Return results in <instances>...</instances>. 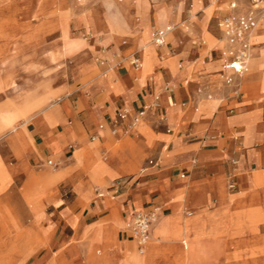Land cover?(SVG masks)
<instances>
[{"label": "crops", "instance_id": "1", "mask_svg": "<svg viewBox=\"0 0 264 264\" xmlns=\"http://www.w3.org/2000/svg\"><path fill=\"white\" fill-rule=\"evenodd\" d=\"M233 11L245 12L246 0L244 7H230L229 13ZM260 26L253 39L254 61L245 76L224 68L225 51L231 50L224 36L218 39L222 57L201 62L202 51L187 34L174 35L169 52L165 49L160 54L154 34L150 40L146 28L145 47H137L142 68L120 69L115 64L78 89L68 81L57 87L41 83L36 87L40 106L25 103L28 88L10 102L0 112V133L8 135L18 153L25 151L30 169L19 168L17 160L11 165L2 156L12 170L11 180L16 178L17 183L5 185V176L0 202L23 224L31 220V225L1 264H26L39 250L42 202L56 209L55 230L49 233L52 247L64 244L57 239L65 235L70 239L67 246L78 241L51 264H138V257H145L139 264L205 260L211 264L213 249L241 242L245 246L235 247L228 260L247 251L254 260L262 253L263 238L231 244L218 235L228 228L232 233L248 230L257 219L234 215V209L264 202V20ZM170 27L159 30L169 35L174 26ZM67 45L62 55L84 45V40L70 36ZM89 50L92 57L74 70L80 79L97 69L99 48L95 43ZM193 67L200 73L192 72ZM217 69L221 77L215 74ZM229 76L234 82H227ZM237 85L240 95H235ZM149 102L159 105L139 116ZM124 112L128 118L122 120L119 115ZM135 116L142 118L140 127L134 125ZM115 122L118 134L112 133ZM89 133L92 139L88 140ZM48 151L65 162L58 170L33 164ZM150 160L156 163L150 165ZM41 183V188H33ZM154 204L160 206L161 220L151 227L147 254L139 256L130 217ZM187 208L192 209L188 217L184 215ZM130 239L136 242L131 255ZM45 253L50 255L48 249L43 252L46 257ZM40 257L36 259L41 261Z\"/></svg>", "mask_w": 264, "mask_h": 264}, {"label": "rangeland", "instance_id": "2", "mask_svg": "<svg viewBox=\"0 0 264 264\" xmlns=\"http://www.w3.org/2000/svg\"><path fill=\"white\" fill-rule=\"evenodd\" d=\"M232 2L243 7L245 4V0H0V112L4 111L10 102L29 87H35L44 82L57 87L68 81L76 85L78 89L115 64L120 69L135 67L132 60L140 57L137 47L139 46L140 50L145 47L147 41L143 39V32L146 28L150 29V40H152L153 34H157L159 29L174 26L164 42L155 43L160 54H163L165 49L169 52L170 39L174 35L183 33L190 37L191 43L196 48L201 49V62L219 59L222 57V50L218 48V39L223 37L220 23L228 15ZM162 13L166 16L163 17ZM82 18L87 19L86 22L82 23ZM54 19L66 20L65 26L69 34L74 38L83 39L84 45L70 54L62 55L64 44L62 26L46 25L48 21ZM260 27L259 24L257 29ZM210 38L213 39L212 42L209 41ZM95 43L99 48V55L95 58L97 69L80 79L74 70L92 57L89 48ZM225 52L228 54L230 51ZM196 57L197 55L192 56V59ZM254 57L249 58L247 71L242 75L245 76L251 69ZM223 62L221 61V66ZM197 68L193 67L192 72L200 73ZM221 73L219 69L215 70V74L220 76ZM188 80H190L189 85L192 79ZM222 80H224L223 77ZM66 97L65 94L60 98ZM70 98H75V95ZM149 106L152 107L147 111L157 108L153 102H149ZM140 126L141 124L136 127ZM28 127L33 129L32 125ZM89 139H92L91 133L88 134ZM69 149L68 156L73 152L72 148ZM2 156L8 158L11 165L17 160L19 168L30 169L29 160L25 158V151L18 153L10 144L8 135L0 133L1 189L5 176H7L5 185L10 181V187L17 183L16 178L11 180L12 170L9 169L10 165ZM49 159L57 163L56 168L48 164ZM32 162L39 169L48 167L50 171L58 170L65 164L62 160L53 158L49 151L43 154L42 159ZM42 186L41 183L33 188ZM26 203L29 208V202ZM42 204L44 212L39 218V228L42 231L37 237L39 250L31 258L29 257L30 259L28 258L26 264L57 263L70 246L78 243L77 240H73V244L67 246V241L70 239L65 235L64 238L57 239V241H63L64 244L60 247H52L49 233L55 230L56 209L51 207L49 202H42ZM191 210L190 208L185 209L184 215L188 217L187 213ZM233 214L253 217L257 221L249 223V229L243 232L234 230L232 233L228 228L226 232L218 234L219 239L230 240L231 244L238 240L264 239V202L247 203L240 208H235ZM159 220H161L160 217L157 221ZM24 222L23 224L21 219L12 213L9 206L0 202V264L2 259L10 254L17 238L31 225V220ZM227 225L229 227L233 224L228 223ZM67 232L72 233V230L67 229ZM151 234L142 252L139 251L134 240H128L131 243L129 254L131 255V251L134 250L133 245L136 244V254L145 256ZM185 241V245L189 247V241ZM44 249H48L50 255L45 253L46 257L43 256ZM212 251L213 253L209 255L211 264H264V251L258 253L254 260L250 259L249 251L235 255L233 260H228L227 256L230 257L235 252L234 245H221ZM39 256H41V261L36 259ZM156 264L177 263L170 261ZM188 264L192 263L188 261Z\"/></svg>", "mask_w": 264, "mask_h": 264}, {"label": "built area", "instance_id": "3", "mask_svg": "<svg viewBox=\"0 0 264 264\" xmlns=\"http://www.w3.org/2000/svg\"><path fill=\"white\" fill-rule=\"evenodd\" d=\"M231 9H238L239 5L235 2L231 3ZM264 18V0H246V11L242 13L231 12L220 23L223 36L226 37L228 43L231 45V50L226 61L225 69L234 72V74L241 76L247 71V62L250 55L251 44L249 40V33L252 29L259 26L261 19ZM162 43V42H161ZM136 68L141 67L139 58H134L133 62ZM227 82H234L232 76L227 77ZM236 95H240L239 85L235 90ZM152 106L144 107L139 116L146 113ZM158 107V105H156ZM139 116L134 117V122L138 121ZM120 119L125 120L128 118V113L124 112L119 115ZM115 126L112 129L113 134H118V122H115ZM94 139V138H93ZM51 165L55 163L49 161ZM150 165L156 163L155 160L149 161ZM231 188H235L233 183L230 184ZM160 215V206L152 205L147 210H140L132 213L129 221V227L132 235L137 240L139 251H144L148 236L151 232V227L156 218Z\"/></svg>", "mask_w": 264, "mask_h": 264}, {"label": "bare ground", "instance_id": "4", "mask_svg": "<svg viewBox=\"0 0 264 264\" xmlns=\"http://www.w3.org/2000/svg\"><path fill=\"white\" fill-rule=\"evenodd\" d=\"M263 20H264V18H262L261 19V22H260V24L263 22ZM65 21L66 20H64V21H58L57 19H54L53 21H48L47 23H46V25H49V26H54V24H58V25H61L62 26V28H63V42H64V47L65 48H67L68 47V42L70 41V34H69V30L67 29V26H65ZM46 27V26H45ZM257 27L256 28H254V29H252L251 31H250V33H249V40H250V42H251V44H253V39H254V36H255V34H256V32H257ZM167 33H168V31L167 30H158V33L157 34H154V41L156 42V43H161V42H164V38H165V36L167 35ZM224 38L226 39V37L224 36ZM227 40V39H226ZM228 42V41H227ZM229 44V43H228ZM230 45V44H229ZM231 46V45H230ZM253 47H254V45L252 46V48H251V51H250V55H249V58L252 56V50H253ZM228 55H229V53L228 54H226V59H228ZM249 58H248V61H249ZM227 61V60H226ZM132 62H133V60H132ZM141 62V61H140ZM247 64H248V62H247ZM225 65H226V62H225V64H224V68H225ZM142 66H143V64H142V62H141V67H139L138 69H140V68H142ZM36 87L37 86H35V87H29L28 88V90H26L25 92H24V101H25V103L26 104H28L29 106H31V105H33V103H34V106H40L39 105V103L37 102L38 101V99H37V95H36ZM30 103H32V104H30ZM53 105V104H52ZM155 105H159V103H155ZM10 106V105H9ZM32 107V106H31ZM141 120H142V118H140L138 121H136L135 123H134V125H135V127L141 122ZM56 165H57V163L55 162V164L53 165V167L54 168H56ZM200 203V202H199ZM203 203V202H202ZM224 203V202H223ZM199 206V205H198ZM43 207V206H42ZM227 209V208H226ZM226 211V210H225ZM218 213V212H217ZM216 213V214H217ZM191 214V213H190ZM225 215H227V214H225ZM160 217V215L156 218V220H155V222L157 221V219ZM168 219V218H167ZM165 220V219H164ZM164 220H163V222H164ZM166 222V221H165ZM162 224H164V223H162ZM161 224V225H162ZM160 225V226H161ZM167 225H168V223H167ZM172 225V224H171ZM164 226H166V225H164ZM160 228H162V227H160ZM168 231V230H167ZM177 231V230H176ZM184 231V230H183ZM179 232V231H178ZM150 234H151V232H150ZM150 234H149V236H148V239H149V237H150ZM170 235V234H169ZM169 237V236H168ZM147 239V240H148ZM177 240V239H176ZM203 241V240H202ZM186 242V241H185ZM247 242V241H246ZM263 242V241H262ZM244 243V242H243ZM256 243V242H255ZM127 244V243H126ZM128 245V244H127ZM235 245V247L236 248H240V249H242V247H244L245 246V244H243L242 245V242H241V244H234ZM251 245V244H250ZM263 245V244H262ZM121 246H123V245H121ZM248 246V245H247ZM99 251V250H98ZM200 251V250H199ZM152 253H153V251H152ZM155 253V252H154ZM184 255V254H183ZM186 255V254H185ZM143 258H145V257H138V261H137V263L139 264L140 262H141V260L143 259ZM185 258V257H184ZM204 258V257H203ZM205 260V259H204ZM206 263V260L204 261V262H200V264H205Z\"/></svg>", "mask_w": 264, "mask_h": 264}]
</instances>
